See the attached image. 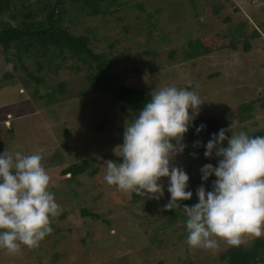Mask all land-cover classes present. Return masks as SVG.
I'll return each instance as SVG.
<instances>
[{
    "label": "rangeland",
    "instance_id": "rangeland-1",
    "mask_svg": "<svg viewBox=\"0 0 264 264\" xmlns=\"http://www.w3.org/2000/svg\"><path fill=\"white\" fill-rule=\"evenodd\" d=\"M73 6H68L64 23L94 38L119 81L151 91L192 84L189 91L204 101L198 116L220 118L230 135L264 129L261 102H255L248 118L243 119L242 110L244 103L264 95V0H119L109 6L113 13L96 16L80 10L74 16ZM209 32L233 35L237 48L188 59L184 48L189 41ZM15 57L14 52L0 51V154H41L60 211L39 247L22 246L17 254L0 248V264H227L220 257L230 246L225 241L218 240L215 250L186 243L183 205L198 203L197 188L204 184L211 191L216 179L213 175L203 181L200 171L205 164L218 165L215 153L212 158L204 155L212 135L189 142V155L183 151L173 162L190 177L186 190L193 192L191 199L165 209L170 193L169 178L164 177L159 200H135L133 191L123 192L105 181L104 161L118 157L114 149L123 143L125 122L138 113L123 112L107 93L79 95L85 89V72L59 66L61 59L43 61L39 69L33 55H23L21 61ZM84 159L91 160V170L97 168L95 174L71 180L61 176L63 168ZM83 208L101 217L84 215ZM256 238L245 237L244 244Z\"/></svg>",
    "mask_w": 264,
    "mask_h": 264
},
{
    "label": "clouds",
    "instance_id": "clouds-1",
    "mask_svg": "<svg viewBox=\"0 0 264 264\" xmlns=\"http://www.w3.org/2000/svg\"><path fill=\"white\" fill-rule=\"evenodd\" d=\"M203 103L196 91L187 88L168 86L152 91L135 118L125 122L123 143L114 149L121 162L104 161L105 181L123 192L159 200L164 195L161 178L167 177L170 200L165 209L191 199L193 192L186 190L190 177L173 162L187 147L184 135ZM204 127L201 124L197 133ZM229 131L222 128L213 133L205 145L206 158L214 153L220 157L218 165L208 163L200 170L203 181L215 175L212 190L201 184L196 190L198 203L183 205L186 243L193 248L215 250L218 240L239 247L245 237L264 235V136L250 137L240 131L229 137ZM42 159L39 153L5 150L0 154V248L9 254L19 253L22 246L39 247L53 231L51 218L59 215Z\"/></svg>",
    "mask_w": 264,
    "mask_h": 264
},
{
    "label": "trees",
    "instance_id": "trees-1",
    "mask_svg": "<svg viewBox=\"0 0 264 264\" xmlns=\"http://www.w3.org/2000/svg\"><path fill=\"white\" fill-rule=\"evenodd\" d=\"M117 1L119 0H0V51L5 54H13L14 52L16 55L14 61H21L23 55H33L39 64V69L44 67L43 61L51 63L61 59L59 66L76 68V71L85 72V89L81 90L79 95L107 93L120 110L129 114H137L150 99L152 91L145 86L135 87L119 81L112 73L111 60L106 53L98 51L94 38L86 33H78L70 24L64 23L69 5L76 7L74 16L79 10L82 14L86 12L87 15L96 16L106 15L107 11L113 13L109 6L115 5ZM105 6L110 9H106ZM221 7L223 5L219 8ZM237 31H239V27H237ZM254 35H259V32L255 30ZM233 37V35H219L216 32H209L190 40L188 47L184 48L185 55L189 59L203 53L237 48ZM249 48L250 44L247 41L246 49ZM68 59L74 61L67 66ZM30 76L39 83L43 82L37 75L31 74ZM190 85H185L182 88L189 90L193 87L192 84ZM59 86L62 91H65L63 82ZM50 97H52L51 94ZM258 101L264 107V95L242 105V110L245 112L243 119L244 117L248 118L249 112L253 109L255 102ZM201 124L205 127L197 133L196 129ZM222 128L225 129V125L218 117L212 115L197 116L190 125L189 131L185 133L183 142L187 145L189 142H195L213 133L218 134ZM226 135L231 136L229 132H226ZM249 136H264V129L257 130ZM224 146H227V141H225ZM9 151H13V149H9ZM184 152L189 155L187 147ZM120 159L117 157L114 161L118 163L121 162ZM91 167L90 159L73 162L62 169L61 176L71 180L86 172L95 174L97 168L91 170ZM133 196L135 200L142 197L135 192H133ZM82 210L84 215L95 218L101 217L99 214L87 212V208ZM220 257L227 264L264 263V237L256 238L251 245L229 246ZM159 264L165 263L161 261Z\"/></svg>",
    "mask_w": 264,
    "mask_h": 264
}]
</instances>
